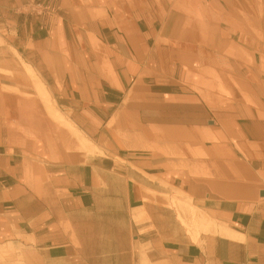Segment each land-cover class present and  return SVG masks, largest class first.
I'll return each mask as SVG.
<instances>
[{"label":"crops","instance_id":"crops-1","mask_svg":"<svg viewBox=\"0 0 264 264\" xmlns=\"http://www.w3.org/2000/svg\"><path fill=\"white\" fill-rule=\"evenodd\" d=\"M194 1L0 0V264H264L260 48ZM230 73L252 104L190 85Z\"/></svg>","mask_w":264,"mask_h":264},{"label":"rangeland","instance_id":"rangeland-1","mask_svg":"<svg viewBox=\"0 0 264 264\" xmlns=\"http://www.w3.org/2000/svg\"><path fill=\"white\" fill-rule=\"evenodd\" d=\"M42 5H47L51 9H56V6L58 7V5L51 3H42ZM182 10L183 13L181 12V15L188 17L190 21L196 24V27L203 32V45L208 42V38L211 37L212 34L216 33L219 23L223 22L224 24L219 31L222 30V32L228 35L230 42L238 43V48L244 50V53L240 57L243 58L246 63H253V53L257 54L256 49L260 48V77L264 79V0H229L228 4H221L218 0L215 2H211V0H195L194 2H189ZM55 11L58 18L62 15H66L60 8H57ZM64 17L66 27L72 26L76 21L72 17ZM226 19H229L231 22L230 28L225 25L228 24L224 21ZM188 21L189 20H187V22ZM210 33L212 34L210 35ZM69 37L72 38L74 36L69 35ZM98 49L99 47L96 45L97 52ZM230 49H232L230 55L236 54L238 56V53L235 51L236 46ZM249 69H253L252 66ZM230 70L233 71L231 67ZM254 70L257 72V68ZM196 78L197 74L195 73L194 79ZM190 85L193 90L200 92L207 99L219 97L225 100V102L233 103L237 93H239L247 103H253L246 89L248 84L245 82H237L236 77H234L232 73L229 74V82L227 84L222 83L218 79L217 82L204 79L201 82L196 80V82ZM50 100L49 98L47 104L52 110V117L55 122L54 124H56L60 121L61 117L59 111L60 99L53 98L52 102ZM40 102L44 104V100L38 97V112H42L41 107H39ZM194 174L211 176V173L207 172L202 167L199 171H194Z\"/></svg>","mask_w":264,"mask_h":264},{"label":"bare ground","instance_id":"bare-ground-1","mask_svg":"<svg viewBox=\"0 0 264 264\" xmlns=\"http://www.w3.org/2000/svg\"><path fill=\"white\" fill-rule=\"evenodd\" d=\"M215 1H217V0H213V2H215ZM221 4H228V1L229 0H218ZM225 22H227L228 24H225L228 28H230L231 27V22H230V20L229 19H226V20H224ZM230 23V24H229ZM223 22H220L219 23V27H222L223 26ZM98 56H99V58L101 59V60H106V56L104 55V53L102 52V50H101V48H99L98 49ZM192 214L193 215H195V212H194V210H193V212H192ZM197 219V220H196ZM194 221L192 220V223H193V226L194 225H196V227L198 226V224L200 223L199 222V219L198 218H196ZM188 224V223H187Z\"/></svg>","mask_w":264,"mask_h":264},{"label":"water","instance_id":"water-1","mask_svg":"<svg viewBox=\"0 0 264 264\" xmlns=\"http://www.w3.org/2000/svg\"><path fill=\"white\" fill-rule=\"evenodd\" d=\"M262 196H264V193H261Z\"/></svg>","mask_w":264,"mask_h":264}]
</instances>
